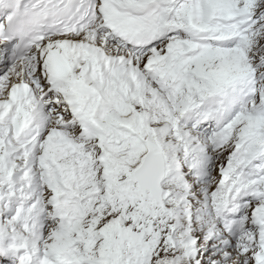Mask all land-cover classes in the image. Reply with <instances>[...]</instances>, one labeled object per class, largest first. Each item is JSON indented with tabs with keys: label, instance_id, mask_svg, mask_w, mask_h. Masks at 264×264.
<instances>
[{
	"label": "snow or ice",
	"instance_id": "1",
	"mask_svg": "<svg viewBox=\"0 0 264 264\" xmlns=\"http://www.w3.org/2000/svg\"><path fill=\"white\" fill-rule=\"evenodd\" d=\"M0 264H264V0H0Z\"/></svg>",
	"mask_w": 264,
	"mask_h": 264
}]
</instances>
